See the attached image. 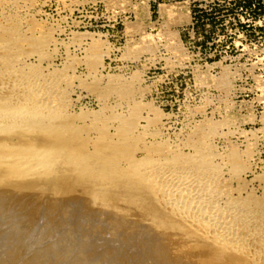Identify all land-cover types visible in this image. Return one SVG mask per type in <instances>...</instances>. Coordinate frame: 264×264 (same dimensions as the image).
Listing matches in <instances>:
<instances>
[{
    "label": "rangeland",
    "instance_id": "374dc122",
    "mask_svg": "<svg viewBox=\"0 0 264 264\" xmlns=\"http://www.w3.org/2000/svg\"><path fill=\"white\" fill-rule=\"evenodd\" d=\"M233 1L0 0V264H264V0Z\"/></svg>",
    "mask_w": 264,
    "mask_h": 264
},
{
    "label": "trees",
    "instance_id": "16d2710c",
    "mask_svg": "<svg viewBox=\"0 0 264 264\" xmlns=\"http://www.w3.org/2000/svg\"><path fill=\"white\" fill-rule=\"evenodd\" d=\"M258 1H263V0H258ZM258 1H255V3L253 2V1H251V0H234L233 1V3H237V4H239V6H245V7H248L249 9H251V8H253V9H259V6L260 5H255V4H258ZM193 6H194V4H193ZM250 6H252V7H250ZM150 7L152 8V13H153V11H154V6H153V4H150ZM205 9L204 8H202V7H198L197 9H193L192 11H191V13H193V14H196V15H192L191 17L193 18V21H192V23H191V25H190V29L192 30V33H193V35L197 38V28L198 27H200V26H202V31L204 32L203 33V39H201V41H203L204 42V40H205V37H207L208 35L206 34V33H208V31H206V29H203L204 27V25L206 24L204 21H202L203 20V17H202V15L203 14H206V13H208V12H205L204 11Z\"/></svg>",
    "mask_w": 264,
    "mask_h": 264
},
{
    "label": "bare ground",
    "instance_id": "6f19581e",
    "mask_svg": "<svg viewBox=\"0 0 264 264\" xmlns=\"http://www.w3.org/2000/svg\"><path fill=\"white\" fill-rule=\"evenodd\" d=\"M29 19V18H28ZM10 33V32H9ZM9 42V41H8ZM30 55V54H29ZM11 58V57H10ZM20 68V67H19ZM31 72V71H30ZM26 81V80H25ZM28 82V81H27ZM18 92V91H17ZM37 94V93H36ZM41 96V95H40ZM34 97V96H33ZM37 97V96H36ZM21 98V97H20ZM38 98V97H37ZM33 99V98H32ZM42 99V98H41ZM39 100V99H38ZM38 100L37 101H35V100H27L26 101V104H25V106H22V108H21V113L23 114V115H26V116H28V115H30V114H32V115H34V114H36L37 112H34V111H36L34 108H37L38 107V105H40V104H42V103H40V102H38ZM45 100V99H44ZM29 101V102H28ZM46 101V100H45ZM25 102V101H24ZM44 102V101H43ZM24 104V103H23ZM48 104V103H47ZM43 105V104H42ZM41 106V105H40ZM43 108V107H42ZM41 108V109H42ZM59 108V107H58ZM40 109V110H41ZM45 110V109H44ZM38 111V110H37ZM12 114V113H11ZM41 114V113H40ZM2 116V115H1ZM12 116V115H11ZM17 116V115H16ZM22 116V115H21ZM26 116H24V117H26ZM48 116V115H47ZM4 117H6L5 115H4ZM45 117V116H44ZM4 119V118H3ZM24 119V118H23ZM2 120V119H1ZM16 120V119H15ZM12 121V120H11ZM20 122V121H19ZM8 123V122H7ZM9 124V123H8ZM22 149V148H21ZM20 149V150H21ZM23 151H24V149H23ZM27 151V150H26ZM29 151V150H28ZM27 151V152H28ZM29 153V152H28ZM31 153V152H30ZM20 154V153H19ZM34 154H37V153H34ZM13 157H15L16 158V156H13ZM25 157V156H24ZM32 157V156H31ZM23 158V157H22ZM12 159H14V158H12ZM23 160H25V159H23ZM31 160V159H30ZM34 160V159H33ZM13 161V160H12ZM22 161V160H21ZM34 162V161H33ZM48 162V161H47ZM13 164H15L14 162H13ZM177 180V179H176ZM170 183V182H169ZM176 184V183H175ZM180 184V183H179ZM167 187V186H166ZM162 193V192H161ZM184 193V192H183ZM189 195V194H188ZM190 196V195H189ZM244 205V204H243ZM216 208V207H215ZM214 210V209H213ZM218 212V211H217ZM220 212H222V211H220ZM219 212V213H220ZM242 212V211H241ZM254 212V211H253ZM214 213H216V212H214ZM240 213V212H239ZM243 213V212H242ZM263 213V212H262ZM261 213V214H262ZM228 214H231V213H228ZM244 214V213H243ZM252 214V213H251ZM216 215V214H215ZM245 215V214H244ZM247 215V214H246ZM250 215V214H249ZM248 218V217H247ZM247 221V220H246ZM253 228V227H252ZM254 230V229H253ZM264 252V249H262V250H260V252ZM258 252V251H257ZM251 258H253V257H251ZM256 260H258V258L256 259ZM256 260H255V262H256ZM261 261V260H260ZM253 262V261H252ZM258 262V261H257Z\"/></svg>",
    "mask_w": 264,
    "mask_h": 264
}]
</instances>
